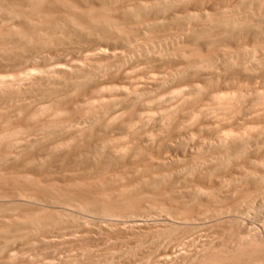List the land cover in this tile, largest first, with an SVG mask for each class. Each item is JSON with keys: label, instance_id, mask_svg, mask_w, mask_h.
I'll use <instances>...</instances> for the list:
<instances>
[{"label": "rangeland", "instance_id": "1", "mask_svg": "<svg viewBox=\"0 0 264 264\" xmlns=\"http://www.w3.org/2000/svg\"><path fill=\"white\" fill-rule=\"evenodd\" d=\"M0 264H264V0H0Z\"/></svg>", "mask_w": 264, "mask_h": 264}, {"label": "bare ground", "instance_id": "2", "mask_svg": "<svg viewBox=\"0 0 264 264\" xmlns=\"http://www.w3.org/2000/svg\"><path fill=\"white\" fill-rule=\"evenodd\" d=\"M186 30H188V29H186ZM184 31H185V30H184ZM248 32H249V31H248ZM185 33H186V32H185ZM188 33H189V32H188ZM174 34H175V33H174ZM174 34H173V35H174ZM182 34H183V33H182ZM209 34H210V33H209ZM185 35H186V34H185ZM206 36H208V34H207ZM200 37H201V36H200ZM208 37L211 38L212 36H211V37L208 36ZM208 37H207V38H208ZM167 38H168V36H167ZM202 39H203V37H202ZM219 39H222V37L219 38ZM199 40H201V38H199ZM207 40H208V39H207ZM201 41H202V40H201ZM208 41H209V40H208ZM203 42H204V41H203ZM206 42H207V41H206ZM206 42H205V43H206ZM200 43H201V42H200ZM213 43H214V41H213ZM202 45H203V44H202ZM199 46H200V45H199ZM200 48H202V47H200ZM96 53H97V52H96ZM97 54H98V53H97ZM100 54H101V53H100ZM199 55H200V54H199ZM210 55H211V54H210ZM97 56H98V55H97ZM196 56H197V55H196ZM204 57H205V56H204ZM207 57H208V56H207ZM209 57H210V56H209ZM197 58H198V57H197ZM200 58H201V57H200ZM248 58H249V57H248ZM250 59H251V58H250ZM195 60H196V59H195ZM198 60L201 62L200 59H198ZM193 61H194V60H193ZM203 61H204V60H203ZM208 61H209V60H208ZM248 61H249V59H248ZM251 61H252V59H251ZM194 62H195V61H194ZM197 63H199V62H197ZM203 63H204V62H203ZM206 63H207V62H206ZM206 63H204L203 65L205 66ZM253 63H254V61H253ZM208 64H209V63H208ZM208 64H207V65H208ZM249 64H250V63H249ZM254 64H255V63H254ZM196 65H197V64H196ZM199 66H201V65H199ZM252 66H253V65H252ZM202 67H203V66H202ZM204 68L207 69V67H204ZM58 69H59V68H58ZM197 69H198V66H197ZM201 69H202V68H201ZM56 70H57V69H56ZM199 70H200V69H199ZM53 71H54V70H53ZM60 71H61V70H60ZM204 71H205V70H204ZM206 72H207V71H206ZM204 76H205V75H204ZM211 76H212V75H211ZM205 77H206V76H205ZM208 77H210V76L208 75ZM203 79H204V78H203ZM83 80H84V79H83ZM79 83H80V82H79ZM196 85H197V83H196ZM193 86H194V85H193ZM193 86H192V87H193ZM198 86H199V85H198ZM192 89H194V88H192ZM197 89H198V88H197ZM68 90H69V89H68ZM71 94L73 95V93H71ZM204 114H205V113H204ZM214 115H215V114H214ZM211 116H212V115H211ZM211 116H210V117H211ZM208 117H209V116L207 115L206 118H208ZM211 118H212V119H211ZM211 118H210L211 120H214L213 117H211ZM211 120H210V121H211ZM174 132H175V131H174ZM175 133H176V132H175ZM173 134H174V133H173ZM179 137H180V136H179ZM219 137H220V136H219ZM176 139H177V137H176ZM176 139H175V140H176ZM178 139H179V138H178ZM178 139H177V140H178ZM224 139H225V138H224ZM220 140H221V139H220ZM85 149H86V148H85ZM86 156H87V154H86ZM140 225H141V224H140ZM131 227H132V226H131ZM136 227H138V225H137Z\"/></svg>", "mask_w": 264, "mask_h": 264}]
</instances>
